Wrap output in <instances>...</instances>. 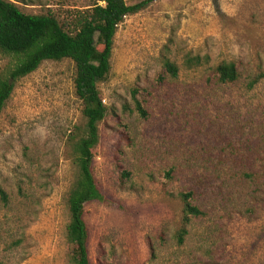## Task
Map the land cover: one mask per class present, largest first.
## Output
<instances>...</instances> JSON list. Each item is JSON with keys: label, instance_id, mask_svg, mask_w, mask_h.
Returning <instances> with one entry per match:
<instances>
[{"label": "rangeland", "instance_id": "rangeland-1", "mask_svg": "<svg viewBox=\"0 0 264 264\" xmlns=\"http://www.w3.org/2000/svg\"><path fill=\"white\" fill-rule=\"evenodd\" d=\"M98 1L19 5L63 18ZM188 55L202 64L189 67ZM166 57L177 78L165 73ZM232 60L240 78L218 82L213 68ZM8 62L0 52V72ZM75 74L71 59L44 61L17 81L0 116V187L9 195L0 203V264L69 263L66 141L83 118ZM99 87L109 110L94 150L103 198L85 210L92 264H264V0L148 3L120 24ZM189 190L205 214L180 243V194Z\"/></svg>", "mask_w": 264, "mask_h": 264}, {"label": "trees", "instance_id": "trees-1", "mask_svg": "<svg viewBox=\"0 0 264 264\" xmlns=\"http://www.w3.org/2000/svg\"><path fill=\"white\" fill-rule=\"evenodd\" d=\"M101 1L104 3L98 1L90 7L69 11L62 18L51 9L44 13H27L19 5L24 0H0V52L9 57L7 66L0 72V116L17 81L36 71L44 61L68 58L75 63L74 88L82 103L83 118L73 126L66 141L74 165L73 181L65 195L69 216L66 238L73 247L68 264H92L85 210L88 203L103 198L94 172V150L100 141V124L109 110L99 85L111 74L120 24L128 15L139 12L154 0L135 4H128L126 0ZM185 63L189 67L199 66L202 59L198 55H188ZM163 66L171 78L179 76L180 67L172 59L166 57ZM213 72L220 83L235 82L241 76L234 60L222 61ZM132 92L136 110L148 118V110L138 97V89L133 88ZM132 176L131 171L122 169V178L130 180ZM180 196L184 202V218L177 237L183 243L192 220L205 213L194 202V191H184ZM8 201L9 195L0 187V203Z\"/></svg>", "mask_w": 264, "mask_h": 264}]
</instances>
